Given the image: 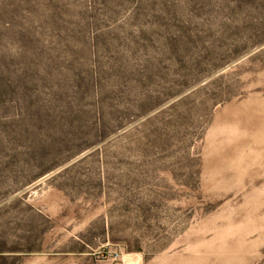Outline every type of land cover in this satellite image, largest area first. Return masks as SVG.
Returning <instances> with one entry per match:
<instances>
[{
  "label": "rangeland",
  "instance_id": "1",
  "mask_svg": "<svg viewBox=\"0 0 264 264\" xmlns=\"http://www.w3.org/2000/svg\"><path fill=\"white\" fill-rule=\"evenodd\" d=\"M0 264H264V0H0Z\"/></svg>",
  "mask_w": 264,
  "mask_h": 264
}]
</instances>
